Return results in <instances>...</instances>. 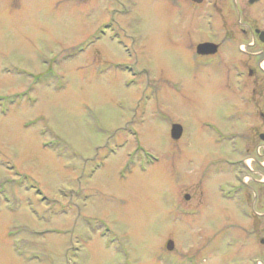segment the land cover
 I'll use <instances>...</instances> for the list:
<instances>
[{"label": "rangeland", "instance_id": "374dc122", "mask_svg": "<svg viewBox=\"0 0 264 264\" xmlns=\"http://www.w3.org/2000/svg\"><path fill=\"white\" fill-rule=\"evenodd\" d=\"M172 3L0 0V264L264 263L249 235L263 185L236 208L222 175L201 176L234 156L209 140L259 131L247 92L224 63L197 66L188 39L224 33ZM227 46L226 63L241 57Z\"/></svg>", "mask_w": 264, "mask_h": 264}, {"label": "flooded vegetation", "instance_id": "af4514ba", "mask_svg": "<svg viewBox=\"0 0 264 264\" xmlns=\"http://www.w3.org/2000/svg\"><path fill=\"white\" fill-rule=\"evenodd\" d=\"M172 2L179 15L187 16L192 20L196 15L198 21H203L206 33L212 35L217 32V26L220 33H224L217 40L204 38L196 42L188 39L186 49L193 48L194 54L200 61L197 65L199 67H207L212 63H224L228 66L235 77L238 91L247 92V96L244 94L246 105L242 109L247 125L252 127L253 132L259 130L255 132L256 136L252 137L242 136L241 130L240 133L236 132L234 136L232 134L227 137L228 140H209L213 145L227 144L231 147L234 156L228 154L214 156L203 165L201 176L207 177L211 167L212 175H222L223 180L216 184L214 189L221 200L230 201L236 208L244 204L248 208H253L255 201L250 200L248 184L256 176L260 185H263L260 189L262 202L260 206L264 208V25L260 24L261 12L264 8L259 10L254 8L264 0H172ZM227 12L231 13L232 19L236 17L235 25L232 23L228 26ZM213 17L214 23H212ZM229 32L237 33L236 38H233ZM230 42L235 45L233 49L241 57L226 63L228 54L233 52L228 50L227 43ZM202 43H213L216 45L215 51L198 53L196 47ZM233 138L235 140H231ZM227 177L232 181L230 184L227 182ZM228 187L231 188V192H228ZM186 197L189 200L190 195L185 194L184 198ZM190 206L189 209L191 208L193 212L194 208ZM245 215L251 220H256L254 211L249 210ZM252 226L249 235H252V241L264 253V237H260L261 234L264 235V218L262 223H254ZM258 263L261 262L257 261Z\"/></svg>", "mask_w": 264, "mask_h": 264}, {"label": "water", "instance_id": "95a60500", "mask_svg": "<svg viewBox=\"0 0 264 264\" xmlns=\"http://www.w3.org/2000/svg\"><path fill=\"white\" fill-rule=\"evenodd\" d=\"M215 49H216V45H214L213 43H202L196 47L197 52L201 54L212 53L215 51ZM181 134H182V127L177 123L172 124L170 128L171 138L177 140L180 138ZM167 244H168L167 248L172 249V241L169 240Z\"/></svg>", "mask_w": 264, "mask_h": 264}, {"label": "bare ground", "instance_id": "6f19581e", "mask_svg": "<svg viewBox=\"0 0 264 264\" xmlns=\"http://www.w3.org/2000/svg\"><path fill=\"white\" fill-rule=\"evenodd\" d=\"M95 173H96V171H95ZM94 175V174H93Z\"/></svg>", "mask_w": 264, "mask_h": 264}]
</instances>
